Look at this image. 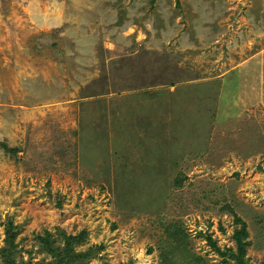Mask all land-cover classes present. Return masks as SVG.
I'll use <instances>...</instances> for the list:
<instances>
[{"label": "rangeland", "instance_id": "obj_1", "mask_svg": "<svg viewBox=\"0 0 264 264\" xmlns=\"http://www.w3.org/2000/svg\"><path fill=\"white\" fill-rule=\"evenodd\" d=\"M235 217L264 264V0H0V250L224 264Z\"/></svg>", "mask_w": 264, "mask_h": 264}, {"label": "trees", "instance_id": "obj_2", "mask_svg": "<svg viewBox=\"0 0 264 264\" xmlns=\"http://www.w3.org/2000/svg\"><path fill=\"white\" fill-rule=\"evenodd\" d=\"M235 222L241 224V227L237 230H234L232 234V239L236 244V251L233 252L231 250H227L226 253H223L216 247L215 243L209 240L210 246L215 249V251L224 257L222 262L224 264H231L225 256H229L233 259L232 264H245L246 260L244 259L245 248L248 243L245 241L247 237V231L245 229L244 223L237 217H235ZM62 234V245H54V242L51 240L49 233H45L43 237L39 238L40 247L39 250L41 253H47L51 256V261L48 263L41 262L40 264H81L87 259H91L95 256L91 250L86 252H76L74 250L75 246L80 242L84 241L87 236V233L84 231L77 236H65L63 231H60ZM16 232L14 231V227L12 226V222H9L5 229V245L0 250V256L2 258L3 264H17L15 262V257L18 252H16V246H14L13 242L15 239ZM169 236L174 240L175 244L179 246L174 248L175 246L167 247L165 253L162 255L160 264H189L188 262H179V258L176 256H180L181 248L185 244V236L176 230L171 231ZM196 263L201 264L199 258H196Z\"/></svg>", "mask_w": 264, "mask_h": 264}]
</instances>
